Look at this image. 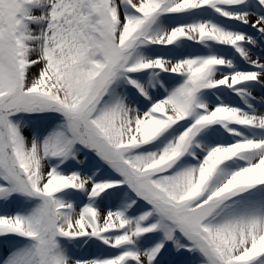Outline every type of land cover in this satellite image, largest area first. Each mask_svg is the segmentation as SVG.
Wrapping results in <instances>:
<instances>
[{"label": "snow or ice", "instance_id": "snow-or-ice-1", "mask_svg": "<svg viewBox=\"0 0 264 264\" xmlns=\"http://www.w3.org/2000/svg\"><path fill=\"white\" fill-rule=\"evenodd\" d=\"M0 264H264V0H0Z\"/></svg>", "mask_w": 264, "mask_h": 264}]
</instances>
